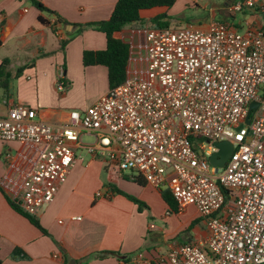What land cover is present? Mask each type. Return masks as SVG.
Returning <instances> with one entry per match:
<instances>
[{"label": "built area", "instance_id": "2783aa9c", "mask_svg": "<svg viewBox=\"0 0 264 264\" xmlns=\"http://www.w3.org/2000/svg\"><path fill=\"white\" fill-rule=\"evenodd\" d=\"M228 9L257 16L148 27L144 68L85 111H71L68 124L55 127L38 120L35 108L0 97V140L16 141L31 155L19 193H7L11 199L37 215L84 147L169 189L179 210L194 205L205 220L204 241L178 245L160 261L137 253L134 264H264V0L235 1ZM62 79L63 73L57 86L65 91ZM253 102L259 105L250 112ZM85 133L94 141L84 142ZM218 141L234 146L220 168L210 163ZM102 195L110 192L96 193Z\"/></svg>", "mask_w": 264, "mask_h": 264}, {"label": "crops", "instance_id": "0c3cea01", "mask_svg": "<svg viewBox=\"0 0 264 264\" xmlns=\"http://www.w3.org/2000/svg\"><path fill=\"white\" fill-rule=\"evenodd\" d=\"M37 1L52 12L40 10L34 0H0V66L3 61L8 62V86H0V97L35 108L38 120L58 127L70 122L71 111H85L111 89L108 67L85 66L83 54L86 50L106 49V34L86 25L108 19L118 0ZM235 1L240 0H225L224 5L215 6L203 4L208 17L197 26L212 19L224 20L222 15H228V7ZM199 7L200 0H176L170 8L146 9L141 12L144 23L127 25L117 33V37L131 45L128 75L140 71L138 62L144 63L142 69L146 64V51L144 56L136 57L132 44L136 34L145 35L148 27H155L151 18L167 12L171 27H175L172 23L182 27L188 25L178 23L184 17L182 14ZM243 15L252 20L257 16L251 10ZM40 16L49 24L41 22ZM66 24L70 25L65 28ZM62 41H66L64 47ZM145 45L146 42L140 48L145 50ZM61 73L68 85L65 91L57 86ZM0 113H6L5 107L0 106ZM87 135L94 138L85 133L83 141ZM78 149L87 150L76 149L77 159L66 182L53 201L37 214L47 231L44 233L8 199V194L19 193V181L30 166L31 155L16 141L0 140L2 264H134L137 253L160 261L172 248L208 237L205 220L196 206L177 210L176 205L174 208L166 202L162 190L143 177V183H139L134 178L138 174L111 167L88 150L89 159L85 162L84 156L77 155ZM98 191L110 192V196H96ZM167 211L172 213L166 215ZM151 223L156 225L155 229L150 228Z\"/></svg>", "mask_w": 264, "mask_h": 264}, {"label": "trees", "instance_id": "16d2710c", "mask_svg": "<svg viewBox=\"0 0 264 264\" xmlns=\"http://www.w3.org/2000/svg\"><path fill=\"white\" fill-rule=\"evenodd\" d=\"M35 4L40 10H49L47 9L41 2L34 0ZM176 0H118L111 16L103 21L89 23L86 26H93L96 29L103 31L106 34L107 38V47L104 50L98 51H91L86 50L83 54V63L84 65H95V64H104L108 67L109 70V84L110 88H114L115 86L122 83L127 75H128V65H129V58L131 52V45L124 41L123 39L117 37V33L122 31L127 25L134 24V23H144V19L141 16V12L146 9H151L154 7H162L165 6L170 8L174 5ZM60 20V19H59ZM40 21L43 23L49 24V22L42 16H40ZM152 26L159 27V28H167L171 27L170 23V16L167 12L159 13L153 18L150 19ZM1 44V41H0ZM62 46L66 45V41L61 42ZM8 62L7 60L3 61L2 65L0 66V86L2 88H7L8 81L6 76V66ZM64 80V79H62ZM68 88V85H67ZM139 183H143L142 176L136 175L134 177ZM146 181V180H145ZM163 193V197L166 202L179 210V206L174 199L172 193L169 189L160 188ZM119 193H122L136 203L141 204L142 202L139 201L137 198L132 197L131 195L123 192L120 189H117ZM10 203L12 206L25 215L29 220L41 229L44 233H47L45 228L42 226L41 222L37 218V215H31L25 212L19 204H17L14 200L9 198ZM0 264L2 261L0 260Z\"/></svg>", "mask_w": 264, "mask_h": 264}, {"label": "rangeland", "instance_id": "374dc122", "mask_svg": "<svg viewBox=\"0 0 264 264\" xmlns=\"http://www.w3.org/2000/svg\"><path fill=\"white\" fill-rule=\"evenodd\" d=\"M227 1H233V0H227ZM225 2V0H200V3H201V8H197V9H189V10H186L182 16V18H180V21H178V23H182V24H185V23H188V24H199V22L201 23H204L205 20H207V17H208V10L204 9L205 7L203 6V4H206V3H210L211 5L215 6L214 4L217 3V4H222L224 5L223 3ZM228 15H226V12L222 15L221 19L224 18V20H226L228 17H229V14L230 12H227ZM176 18V17H175ZM174 18V19H175ZM244 18V15L242 13H238L236 16H233V17H229V20L231 21H234L235 23H238L240 20H242ZM152 25V24H151ZM172 26H175V27H179L181 25H178L176 23H172ZM145 44V35L144 33H142L141 35L139 34H136L135 38H134V42L132 44V51H136L137 54H136V57H141V56H144L145 55V50L141 49L140 47H142L141 45H144ZM143 64L144 63H140L138 62V69L141 70L142 67H143ZM132 68H135V65L134 63H132ZM94 141V138L93 137H90V136H85L84 137V142H88V143H91ZM87 150L85 149H78L77 151V155L78 156H84V158L86 159L85 162L88 161L89 159V156H88V153H86ZM125 173H131L132 171L130 170H123ZM104 181L107 180V174L106 172H104Z\"/></svg>", "mask_w": 264, "mask_h": 264}, {"label": "water", "instance_id": "95a60500", "mask_svg": "<svg viewBox=\"0 0 264 264\" xmlns=\"http://www.w3.org/2000/svg\"><path fill=\"white\" fill-rule=\"evenodd\" d=\"M69 25L70 24H66L65 28ZM258 105V102H253L250 106V112L251 110L256 109ZM247 122H249V119H247ZM214 146L217 150L210 156V163L218 168L224 167L233 152L234 146L229 141H218L214 143Z\"/></svg>", "mask_w": 264, "mask_h": 264}]
</instances>
